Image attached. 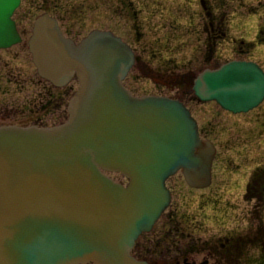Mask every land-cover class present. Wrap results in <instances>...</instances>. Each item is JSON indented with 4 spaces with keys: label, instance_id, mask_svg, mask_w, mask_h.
I'll list each match as a JSON object with an SVG mask.
<instances>
[{
    "label": "water",
    "instance_id": "1",
    "mask_svg": "<svg viewBox=\"0 0 264 264\" xmlns=\"http://www.w3.org/2000/svg\"><path fill=\"white\" fill-rule=\"evenodd\" d=\"M19 4L0 0V49L20 40ZM30 50L43 78L63 87L77 77L79 88L61 124L0 125V264H149L132 249L170 205L167 180L181 171L190 186H209L216 147L183 101L126 87L139 57L113 32L76 44L45 13ZM193 90L248 112L264 100V69L232 60L198 73Z\"/></svg>",
    "mask_w": 264,
    "mask_h": 264
},
{
    "label": "rangeland",
    "instance_id": "2",
    "mask_svg": "<svg viewBox=\"0 0 264 264\" xmlns=\"http://www.w3.org/2000/svg\"><path fill=\"white\" fill-rule=\"evenodd\" d=\"M54 1L60 8L48 9L60 18L68 35L76 40L82 39L93 29L112 28L139 51L141 59L136 61L124 81L135 95L186 97L185 102L193 109L200 124L219 122L217 131L221 134L215 132L218 135L219 156L213 169L212 185L193 189L181 171L172 176L168 183L176 185L180 208L189 215L197 214L198 201H201L207 214L212 213L215 205L222 209V205L230 203L231 207L223 208L227 212L217 213L223 214L224 218L220 220L226 224L232 225L236 214L244 207L253 211V205L257 204L261 219L257 213L250 214L248 220L246 218L241 223L245 228L251 225L252 237H255L254 223L257 227L264 224V200L253 199L252 204L244 197L246 184L248 186L254 178L264 177V105L247 116L232 115L221 107L217 110L213 102L200 106L198 101H191L190 96L187 98L185 92L191 79L198 73L206 68L218 67L227 60L250 58L264 66V42H257L258 30L264 28V0H209L213 20L201 0H135L134 15L129 21L121 15L115 20L108 16L100 18L96 0ZM22 4L14 19L18 20L19 30L26 31L22 36L23 42L8 50H1L0 56L13 61L27 76H33L36 82L32 85L26 83L25 89L20 90V106L15 104L0 110V124H20L28 116L34 115L41 117L47 126L55 125L68 117L67 103L71 93L66 94L67 87H56L41 78L30 56L28 40L35 18L44 13L45 8L41 6L43 0H34V7H29L27 0H23ZM211 20L215 23L216 34L223 31L225 36L213 37ZM138 32L141 36H138ZM250 42L255 45L248 50L247 44ZM71 85L72 91L78 87L76 80ZM35 96L38 97L29 104ZM255 115L259 116V120L253 122ZM109 175L116 181L128 182L121 173ZM252 215H255L254 218ZM202 221L206 224L205 229L217 225L213 219ZM146 234L140 236L138 245L132 250L135 256L144 255L156 260L161 257L162 264H175L181 251H186L143 250V244H146L152 231ZM259 236L264 238V232ZM193 251L199 260H203L208 250ZM161 252H167V255L160 256ZM237 252L239 264H264V250Z\"/></svg>",
    "mask_w": 264,
    "mask_h": 264
},
{
    "label": "flooded vegetation",
    "instance_id": "3",
    "mask_svg": "<svg viewBox=\"0 0 264 264\" xmlns=\"http://www.w3.org/2000/svg\"><path fill=\"white\" fill-rule=\"evenodd\" d=\"M22 2L23 0H20V5L14 11L13 19L16 11H18L22 7L23 5ZM27 2L29 7H34L33 6L34 0H27ZM57 4L58 3L54 0H43V5L41 6L45 8L43 9L44 13L45 12L50 13L58 19L62 32L66 36L76 40V38H73L72 35H68V33L66 32L67 29H65L64 23L60 20V18L55 14H53L50 11V9H48V7L50 8L55 7L59 9L60 6H58ZM135 4H136L135 0H96V6L98 7V10H100V18H107L108 16V18H110L111 20H115L119 15H121L122 18L124 19L127 18L126 21H129L130 19H132V14L134 15ZM207 8L209 9L208 15L213 20V12L211 11L209 0H207ZM212 20L210 22V26L212 27V33H214L213 37L219 38L222 37L223 35L225 36V32L223 31H219L217 32L218 34H216L215 23ZM14 21L16 23L17 30L21 37V40L18 43L20 44L23 42L22 36H25L26 31L21 32L18 27V20L14 19ZM100 30L111 31L116 35L120 36L112 28H105ZM137 34L138 36H141L140 32H138ZM120 37L126 43H128L122 36ZM257 40H258L257 42L260 43L264 42V28L258 30ZM242 43L245 42L243 41ZM129 45L132 47L136 55L141 59L139 51L136 50L133 47V45L131 44ZM254 45H255L254 42L248 43L247 44L248 50L253 48ZM28 47H29V40H28ZM1 50L3 49H0V51ZM4 50H8V49H4ZM231 60H227V62ZM244 60L254 61L250 58H245ZM216 66H214L213 68H215ZM260 66L263 67L264 69V66L262 64H260ZM32 77L33 76L30 75L27 76V74H25L20 68L16 67L13 64V61H10L9 59L7 60L0 56V95H2L0 97V110H6L8 106H12L15 104L17 105V107L20 106V102H19L20 90L25 89L26 83L29 85L35 84L36 79ZM11 88H14L15 90H12ZM185 96H187V98L188 96H190L191 101H196V102L198 101L199 102L198 104L200 106L208 104V102L207 103L200 102L199 98L192 91V87L191 88L187 87V92H185ZM37 97L38 96H35L30 101L29 104H32V101H34ZM175 98L185 101L186 97L175 96ZM213 105L217 107V110L218 107H221L216 102H213ZM263 105H264V101L258 107L248 112H241V113H233L231 111H227L225 109L224 110L232 115L247 116L253 111L261 108ZM187 107L190 109L193 116L195 117L193 109L189 105H187ZM31 111L32 108H30V112ZM214 119L215 118H213V120ZM24 120L25 121L21 122L20 124L22 125L45 124V122L42 120L41 117H35L34 115H30L27 117V119ZM258 120H259V116L255 115L252 121L256 122ZM198 126L201 137L203 139L211 140L217 148V152L213 162V169H214V165L219 156L218 145L216 141L218 135L215 134V132L221 134V132L217 131V127H219V122L209 121L208 124H205V122H201L200 124L198 122ZM168 181H167V185L172 195L170 205L166 209V211H164L160 219L155 223L152 229V234H150V232L147 233L150 235L149 238H147L146 244H143V248H142L143 250H186V251H181V255L179 257H176L175 264H239L238 252H237L238 250H264V238H261L259 236L260 233L264 232V226H263L264 224L262 223L263 225L260 224V226L257 227V225L254 223L255 237H252L254 234L251 232L252 229L251 225L250 226H248L249 224L246 225V228L244 226H241V223H243L246 220V218L248 220L250 214L257 213V217L261 219L262 216H260V212L258 210L257 204L253 205V209H252L253 211H249L248 210L249 208L247 206L244 207L238 214H236V219H234L232 225L231 223L226 224V222L220 220L224 218L223 214L221 215L217 214L220 212L223 213L227 212V209L223 210V208L231 207L230 203H225L224 205H222V209L219 208V206L215 205L211 209L212 213L210 214L209 212V214H207L204 211L205 208L201 204V201L200 202L198 201L199 204L197 203L196 205L198 207V209L196 210L197 214L189 215L187 211H184L182 210V208H180L181 206L178 199V190L176 185H171L168 183ZM211 185L212 183L209 186ZM245 187H246L245 188L246 193L244 198L246 201L252 202L253 199L254 200L257 199L259 201L264 200V177L260 176L257 179L254 178L248 184V186L246 184ZM193 189H197V188H193ZM255 207L257 208L254 209ZM201 212L202 214H200ZM252 216L254 218L255 215ZM212 219L214 220V222L217 223L216 227L212 226L211 227L212 229H205L206 224L202 220L210 221ZM151 235H154V237H151ZM155 239H159V240L156 241ZM137 241L132 250H134L135 247L138 245ZM188 250H192V251H188ZM193 250H208V251H206L205 254L206 257L203 260H199L197 258V253ZM163 255H167V252L160 253V256ZM137 257L139 259L147 260L149 264L163 263L160 259L161 257H159L158 260L148 258V256H144V255L143 256L140 255ZM240 264H244V263L242 262Z\"/></svg>",
    "mask_w": 264,
    "mask_h": 264
},
{
    "label": "bare ground",
    "instance_id": "4",
    "mask_svg": "<svg viewBox=\"0 0 264 264\" xmlns=\"http://www.w3.org/2000/svg\"><path fill=\"white\" fill-rule=\"evenodd\" d=\"M61 30V29H60ZM68 38H70V37H68ZM72 40V39H71ZM74 41V40H73ZM75 42V41H74ZM77 44V43H76ZM30 52H31V50H30ZM31 54H32V59H33V62H34V57H33V53L31 52ZM35 63V62H34ZM75 79L77 80V82H78V86H79V79L77 78V77H75ZM69 86L71 87V90H72V86H71V84L69 83ZM76 91V90H75ZM75 91L70 95V98H71V96L75 93Z\"/></svg>",
    "mask_w": 264,
    "mask_h": 264
},
{
    "label": "trees",
    "instance_id": "5",
    "mask_svg": "<svg viewBox=\"0 0 264 264\" xmlns=\"http://www.w3.org/2000/svg\"><path fill=\"white\" fill-rule=\"evenodd\" d=\"M192 80H193V79H191V82L189 83L190 86L192 85ZM70 91H71V87L68 86V88L66 89V94H67V92L70 93Z\"/></svg>",
    "mask_w": 264,
    "mask_h": 264
}]
</instances>
